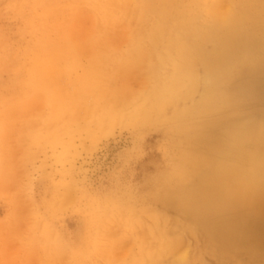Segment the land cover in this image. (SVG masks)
Returning <instances> with one entry per match:
<instances>
[{"label": "rangeland", "instance_id": "obj_1", "mask_svg": "<svg viewBox=\"0 0 264 264\" xmlns=\"http://www.w3.org/2000/svg\"><path fill=\"white\" fill-rule=\"evenodd\" d=\"M108 1L0 0V264H148L150 242L135 233L148 238L140 229L148 214L180 216L178 201L170 212L160 205L162 189L175 186L167 182L180 137L155 125H126L102 102H89L93 87L102 88L94 74L114 71L115 52L125 53L132 36L123 25L108 32ZM195 1L120 0L118 7L162 21L180 15L160 8L173 3L184 11ZM101 38L112 46H95ZM248 68L232 93L246 106L242 119L264 122V67ZM133 75L125 81L129 92L146 86L142 74ZM198 92L185 106L200 102ZM181 233L184 243L155 264H177L187 245L193 258L181 264H200L198 255L202 264H264L263 253L238 248L228 235L210 233V243L203 235L198 254L195 236Z\"/></svg>", "mask_w": 264, "mask_h": 264}, {"label": "bare ground", "instance_id": "obj_2", "mask_svg": "<svg viewBox=\"0 0 264 264\" xmlns=\"http://www.w3.org/2000/svg\"><path fill=\"white\" fill-rule=\"evenodd\" d=\"M108 2V32L123 25L132 36L129 40L127 33L125 53L115 52V70L104 68V62V71L94 74L102 78V88L93 87L89 102H102L111 117L126 125H155L180 137L178 164L167 182L175 186L161 190L160 204L170 212L171 202L178 201L180 216L148 214L140 229L149 239L134 235L151 244L148 264L178 250L185 241L182 231L195 236L197 253L206 245L201 237L210 243L211 233L228 235L238 248L264 254V122L252 116L242 119L246 106L232 93L241 87L249 66L264 67V0H196L184 11L172 3L158 12L177 11L179 18L163 16L162 21L141 11L127 16L118 7L120 0ZM131 20L137 23L135 32ZM94 41L95 46H112L110 39ZM136 72L146 86L129 92L125 81ZM198 91L201 98L194 102H200L185 106ZM168 106L176 107L170 117ZM188 248L175 259L177 264L192 260ZM201 257L196 256L200 264Z\"/></svg>", "mask_w": 264, "mask_h": 264}]
</instances>
